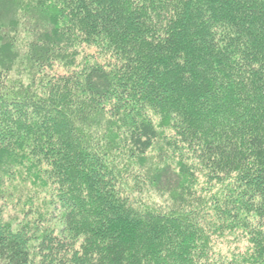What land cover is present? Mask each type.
I'll return each instance as SVG.
<instances>
[{
    "label": "trees",
    "instance_id": "obj_1",
    "mask_svg": "<svg viewBox=\"0 0 264 264\" xmlns=\"http://www.w3.org/2000/svg\"><path fill=\"white\" fill-rule=\"evenodd\" d=\"M6 1L0 264H264V0Z\"/></svg>",
    "mask_w": 264,
    "mask_h": 264
},
{
    "label": "rangeland",
    "instance_id": "obj_2",
    "mask_svg": "<svg viewBox=\"0 0 264 264\" xmlns=\"http://www.w3.org/2000/svg\"><path fill=\"white\" fill-rule=\"evenodd\" d=\"M10 4H11L10 1L0 0V53L3 54L2 56H4V54H5L6 57H9V56L14 57L15 56L14 52H18L19 44H21L23 42L21 39L28 37L27 35H24L21 32L16 34V37H15L16 40L14 41V46H15V49L17 51L16 50L13 51V50H11L10 47L8 48V46H6L7 43L12 41L11 40L12 39V34H8V31H10L9 27L13 26V30H15V31L16 30L17 31H21L22 30V25L17 23V20H19V18H20L18 16L19 12H18L17 8H15L14 6H11ZM13 62L16 63L17 60H14ZM22 179H24V178L23 177H19V180H22ZM15 185H13V186H15ZM21 185H23V183H18L16 185V188L20 187ZM1 196L2 195L0 194V197ZM5 215L6 216H11V215H13V213L11 211H7V213Z\"/></svg>",
    "mask_w": 264,
    "mask_h": 264
},
{
    "label": "bare ground",
    "instance_id": "obj_3",
    "mask_svg": "<svg viewBox=\"0 0 264 264\" xmlns=\"http://www.w3.org/2000/svg\"><path fill=\"white\" fill-rule=\"evenodd\" d=\"M201 229V228H200ZM202 235H203V233H202Z\"/></svg>",
    "mask_w": 264,
    "mask_h": 264
}]
</instances>
